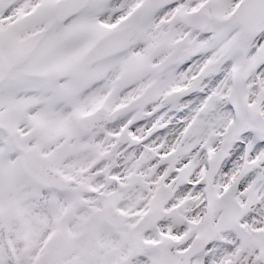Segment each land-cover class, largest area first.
Returning a JSON list of instances; mask_svg holds the SVG:
<instances>
[{"label": "snow or ice", "instance_id": "snow-or-ice-1", "mask_svg": "<svg viewBox=\"0 0 264 264\" xmlns=\"http://www.w3.org/2000/svg\"><path fill=\"white\" fill-rule=\"evenodd\" d=\"M0 264H264V0H0Z\"/></svg>", "mask_w": 264, "mask_h": 264}]
</instances>
